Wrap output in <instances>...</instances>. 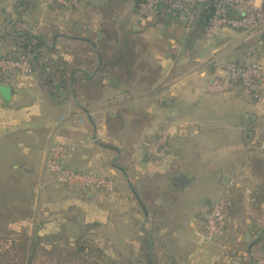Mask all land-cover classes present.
<instances>
[{
  "label": "crops",
  "instance_id": "crops-1",
  "mask_svg": "<svg viewBox=\"0 0 264 264\" xmlns=\"http://www.w3.org/2000/svg\"><path fill=\"white\" fill-rule=\"evenodd\" d=\"M131 20L126 32L146 41L142 58L158 73L139 72L124 81L100 72L98 60V120L86 104L57 107L35 79H0V245H21L25 221L53 236L76 230L70 237L81 223H98L110 225L112 246L125 245L145 264H262L264 154L256 145L264 140V80L253 93L234 88L210 94L205 88L226 62L251 57L264 70V41L247 42L239 31L227 30L213 45H203L201 33L185 34L176 17ZM67 56L60 58L62 67L86 79L84 71L80 77L76 72L88 64L77 58L70 64ZM165 127L171 129L168 155L155 160L148 147ZM53 142L74 146L66 166L108 175L116 194L73 196L54 183L46 169ZM226 197L227 231L220 246L208 247L202 215ZM62 210L67 214L54 216Z\"/></svg>",
  "mask_w": 264,
  "mask_h": 264
},
{
  "label": "rangeland",
  "instance_id": "rangeland-1",
  "mask_svg": "<svg viewBox=\"0 0 264 264\" xmlns=\"http://www.w3.org/2000/svg\"><path fill=\"white\" fill-rule=\"evenodd\" d=\"M180 1L181 0H163L158 3L155 8L150 9V7H148L145 10L146 13L142 16L140 15L139 10L136 13L131 11V9H133L134 7L135 0H125V7L123 10L124 13L122 15H119L117 19L118 27L120 28L122 27V25H124L123 28H131V23L133 22L131 20L132 17H135V21L137 23L146 24L147 21L152 18V16L159 15L158 12L160 5L170 3L171 5H178L181 7V9L178 10L179 13L176 11V19L178 22H181L183 24L185 34L186 32H190V34L192 35L196 34L195 26L199 21V13L204 7L209 8L211 5H215L214 2H216V0H213V4H211L212 0H207L208 2L201 0H189V2ZM218 2L221 3V8H223L224 6L222 14L225 17H229V11H233V17H229L233 19L240 18L247 12L249 13L253 10H259V8H261L262 14L264 13V0H249L250 4L241 3V0H218ZM106 4L107 3L105 0H0L1 58L10 59L12 58L10 56L14 54L16 55V58H18L20 50H22L21 41L24 37L31 36L33 37V39H36L37 42L38 38H40L44 42L43 47H41L38 52L39 61H36L34 59V56L31 55V73H25L24 70L19 69L9 75L0 73V79H4L10 84H17L22 83L26 80L35 79L36 81L40 82L43 91L50 96L52 102L57 107L79 110L80 104H86V108L92 111L94 118L98 120V101L90 102L88 99H86L87 97L85 95V88L82 80H75L74 82H71V84L68 83L65 87L56 89L54 86H50L47 83L48 78L46 74L48 72L53 73L54 71H56V69L63 68L65 66L63 64L62 67V64H60V58H63L62 56L66 52L70 54V56H67V60H70V64H73L76 58L79 59L82 63H86V55L84 56L83 53L85 44L83 42L80 43L82 40L78 38H83L85 40L91 41L92 36L95 33L98 34V28L100 25V17H98L100 15L98 13L99 7ZM189 6H191V10L194 13V20L193 22H191V24L188 21V17L184 13L186 8H190ZM163 12L165 13L166 11L164 10ZM121 13L118 12V14ZM259 13L260 11L257 12V14ZM18 23H22L19 28H17ZM207 28L208 26L203 28V31L201 32L202 38H200L203 39V45H213L218 37L211 41L206 33ZM222 30L223 32L227 30H237L240 32L239 29L226 26L223 27ZM23 33L26 34L21 35ZM63 34L65 36H69V38H64ZM23 43L25 44L24 41ZM69 44L70 47H67ZM188 45H191V42L187 44V46ZM85 46L87 47V45ZM40 64L46 65V71L42 70ZM59 64L60 66H58ZM82 71L83 69L77 70V77H80ZM89 73L93 74L94 70L90 71ZM175 73L178 72L175 71ZM73 120L80 123L83 122L84 118L81 116H76L73 118ZM91 143H93L94 145H98V134L93 137ZM261 143H264V140L257 143V149ZM66 145L70 149L72 148L74 150V146H70L68 144ZM262 154H264V152H262ZM48 173L53 176L55 180V182L53 181L54 183L66 188L67 190H70L72 194H74L73 196H83L87 193H105L100 190H93V188H86V190H82L78 188L73 189L71 187H67L62 183H59L56 180L55 175L50 173V171H48ZM95 173L98 174V171ZM100 175H105L110 178L106 174ZM114 184L115 192H112V195L116 194L115 181ZM262 190L263 193L260 196V199L264 201V183ZM22 193L24 207H26L25 203L27 202L26 200H29V198L26 195L25 190H22ZM66 199L68 200L66 201V203L70 202V199H68L67 197ZM225 199L227 227L224 234L217 240L216 243L207 244L203 237V230L201 231V236L204 240V243L208 247L220 246L222 243V238L227 231L229 224L227 216L229 199L227 197ZM66 203H64L63 205H65ZM63 208L64 207H59L60 210ZM67 211L62 210L60 215L54 216L62 217L63 215L67 214ZM258 212L260 213V211ZM28 214L29 210H25L23 208V216ZM113 216H115V214L112 215V217ZM125 217L126 216L124 213L119 219L125 220ZM121 220H119V222ZM25 222L27 225H24V227L20 230L22 237H19V242H22L21 245L17 246V248H15V246L13 245L5 243H2L0 245V264H145V261L142 262L134 259L133 252L130 251L129 253V251L126 250L125 245H123V247L121 248L116 244L112 246L111 229L109 224H106V226H104L98 225V223H94L91 225L83 226L81 223L79 234L74 237H70V234H73L76 230L68 229V232L62 235L53 236L50 235V230L44 233V230H35L37 226H30L28 225L27 221ZM40 232L41 235L39 236L38 234H40ZM71 238L73 242L70 241ZM70 242L73 245H70ZM78 244H80V247L81 245L85 246L86 249L82 251L79 250ZM263 246L264 243L262 244V248H264ZM219 249L222 250V248ZM258 255H261L262 261L260 262L264 264V249L262 250V254L258 253ZM179 264H182V262H180ZM183 264H186V262H184Z\"/></svg>",
  "mask_w": 264,
  "mask_h": 264
},
{
  "label": "built area",
  "instance_id": "built-area-1",
  "mask_svg": "<svg viewBox=\"0 0 264 264\" xmlns=\"http://www.w3.org/2000/svg\"><path fill=\"white\" fill-rule=\"evenodd\" d=\"M163 0H146L139 5L140 15L145 14V10L155 8L158 3ZM188 1L189 0H181ZM207 1V0H201ZM208 2V1H207ZM223 2V1H222ZM216 13L211 18L210 24L206 30L208 38L213 41L223 31V27H231L239 29L244 35L247 42H254L262 45L264 39V13L261 8L253 10L249 13L243 14L240 18H229L222 14L223 8L221 3L216 0ZM217 3V4H216ZM241 3L250 4L249 0H241ZM213 4V0H212ZM170 11L176 15V11L181 9L178 5L167 4ZM190 8H186L184 13L188 17L191 24L194 20V13ZM218 8V9H217ZM257 14V12H259ZM179 13V12H178ZM257 15V16H256ZM260 25H259V23ZM19 28L22 23L17 24ZM23 33L21 35H25ZM28 36L22 39V50L18 58L5 59L0 57V73L9 75L16 70H24L25 73L32 72V65L30 58L32 55L31 47L36 45V39ZM25 42V44L23 43ZM26 47V45H28ZM25 45V46H24ZM221 73L216 75L212 81L206 86L205 91L210 94H225L234 88H241L248 93H253L260 82L264 80V70L251 57L244 59L241 63L226 62L221 65ZM264 99V97H263ZM171 136L170 127H165L161 130L158 136L149 144L148 150L151 157L155 160H162L168 155V144ZM258 149L264 152V143L258 146ZM72 148L67 145L53 142L48 148L47 153V169L55 175L56 180L63 185L75 189L86 190V188H93V190H100L105 193L115 192L114 180L105 175L96 174L93 170L82 171L75 170L66 166L65 162L68 158ZM226 199L222 198L215 202L211 208L203 215V237L207 244H214L224 234L227 227V218L225 214Z\"/></svg>",
  "mask_w": 264,
  "mask_h": 264
},
{
  "label": "trees",
  "instance_id": "trees-1",
  "mask_svg": "<svg viewBox=\"0 0 264 264\" xmlns=\"http://www.w3.org/2000/svg\"><path fill=\"white\" fill-rule=\"evenodd\" d=\"M105 1L107 4L100 6L98 11L103 18L100 25V30L102 32L101 39H98L97 33L92 36L91 41L79 38L82 40L80 43L83 42L87 45V47L84 45L83 53L84 56L86 55L85 62L88 64L86 70H83L85 72V78L87 77L88 79L79 80H82V83H84L85 95L90 102L94 99H98V90L100 89L98 86V60L104 66L103 69L99 70L100 72L113 73L124 81H127L131 77L136 78L139 72L148 71L152 76L158 73L156 68L152 67L153 64L151 62L142 58L141 52H147L148 49L146 41L137 34L132 35L126 32L127 29L123 28L124 25L120 28L118 27L117 19L119 15L124 13L125 0ZM143 2H146V0H135L133 7L135 13L138 12L139 5ZM164 10L166 11L165 13L163 12ZM202 10L203 11L200 12L199 21L195 26V33L198 32V34L203 31V28L210 24V19L216 13V7L211 5L209 8L204 7ZM118 12L122 13L118 14ZM158 13L159 16L167 20L171 17H176V15L170 11V7L167 4L160 5ZM229 13V17H233V11H229ZM43 45L44 42L38 38L36 45L31 47L32 55L36 61H39L38 52ZM28 46L29 44L26 45V47ZM10 57L16 58V55L14 54ZM40 66L42 70L46 71L47 68L45 64H40ZM93 70L94 73L90 74L89 72ZM46 76L48 78L47 83L50 86H54L56 89L65 87L68 83L71 84V82L78 80L75 78L73 71L63 68L56 69L53 73L48 72ZM152 80H154V78ZM78 245L79 250L82 251L86 249L85 246L81 245L80 247V244Z\"/></svg>",
  "mask_w": 264,
  "mask_h": 264
}]
</instances>
